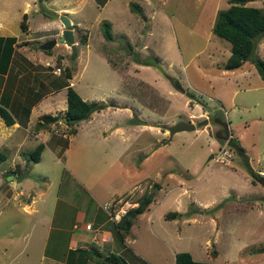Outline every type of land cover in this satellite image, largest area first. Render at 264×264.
<instances>
[{
  "label": "rangeland",
  "instance_id": "1",
  "mask_svg": "<svg viewBox=\"0 0 264 264\" xmlns=\"http://www.w3.org/2000/svg\"><path fill=\"white\" fill-rule=\"evenodd\" d=\"M4 1L9 4L7 8L12 15L11 22H15L18 27L22 18L19 10L22 7L18 6L17 0ZM48 1L53 0L38 1L34 12L32 10L35 7L31 5L29 8L31 31L27 33L26 40L51 33L55 24L47 21H60V14L54 12ZM247 3L264 6V0H249ZM132 4L139 9L131 7ZM228 5L229 0H81L78 8L76 5L73 7L76 9L75 16L79 25L71 27L75 30L74 41H77L75 55L70 45L64 42L56 43L51 50L40 48L47 55H57L55 58L50 57L51 63L46 62L44 66L39 63L40 69L48 70L59 66L61 71L58 75L53 72L49 74L63 80L64 68H70L74 74V88L81 96L91 99L88 102L97 99L108 103L113 99H121L120 95H123L133 99L135 106L138 100L154 105L167 121L174 114L170 120L177 116L175 123L184 121L189 111L193 113L191 117L194 121L190 122L195 124V128L176 131L170 137L168 128H161L166 129L167 133L154 131L160 129L164 123L167 125V121L155 125L151 121L139 119V113L135 111V118L140 120L135 122L139 125L136 127L139 131H145L141 133L134 129V138L140 143L136 147L143 148V151L134 152V164H138L148 154L140 173L149 177L151 183L154 182L152 179L160 178L159 171L162 167H166V175L178 170L183 171V175L192 173L190 179L174 173L187 186L179 190H169L171 185H162L154 202L150 201L149 210L137 221L133 233L140 240L144 239L145 253L144 256L141 253V257L135 255V258L143 264H171V258L172 263L174 261L173 250L175 254L189 251L193 258L207 260V255L217 249L220 263L225 258L236 257L235 250L239 244H250L244 248L242 254H247L249 249L264 248V211L260 209L261 212L243 213L242 209H234L249 206L264 209V182L256 181L253 184L244 168L230 171L228 165L231 162L235 167H239L237 164L241 166V156L235 160L233 157L231 160L222 161L212 158V153L215 154L218 146L223 143L220 144L215 137L217 131L222 129L224 141L229 133L242 145L254 171L264 170V82L251 60H246L243 65L233 70L222 68L230 54L231 43L212 32L217 10ZM15 18L16 21H13ZM106 20L111 23V39H106L103 35L102 24ZM84 34L87 38L85 42L81 39ZM263 37L261 45L264 44ZM29 44L36 48L33 42ZM259 47L257 44L254 54L264 58V46ZM182 89L189 92H183ZM40 91L44 89L40 88ZM107 96L113 99L106 102ZM189 101L197 102V107L191 109ZM202 110L208 114L204 116ZM50 111H53L52 106ZM103 111L104 109L92 111L88 117L93 116L94 121L98 122L96 125H100L104 123V118L109 120ZM212 117L221 119L224 124L215 123ZM82 120L79 122L86 124ZM56 125L59 132L64 130L62 132L65 133H60V136L54 133L52 139L58 154L62 155L68 138L73 134H68L69 126L65 122L60 121ZM93 137L95 140H91ZM91 138L79 153L84 166H74V160L78 159L77 147L81 145L79 137L71 139L74 143L72 156L55 163L46 151L39 163L30 162L28 170L31 173L28 176L34 179L31 180L35 186L34 192L44 190L46 184H49L50 196L55 193L61 196L55 205L52 199H46L44 207L38 206L39 216L43 211L54 210V215L47 217L51 240H56L57 237L60 241L62 234L65 235V243L59 242V248L49 246L47 250L58 249L60 253L66 252L67 246L62 244L67 243L76 210L83 207L85 197L81 200L84 194L82 187L70 174L74 173L79 178L78 175L84 177L92 173L97 169L94 159L91 158L92 154L95 153L98 159H102L106 155L102 154L105 153L102 149L108 151L106 146L111 144L100 138L102 144L98 146L97 152H93V143L98 145L97 134H91ZM153 147L156 149L150 155L146 150ZM86 154L89 158L83 160ZM101 166L102 163L99 162L98 168ZM117 167L121 168V162L107 168V178L117 172ZM134 170L136 169L133 172ZM133 172L132 175L135 174ZM128 175L129 181L131 173ZM173 182L174 179L170 184ZM107 184L109 183L106 181ZM154 185L149 189L150 195L155 191ZM224 195L227 198L222 199ZM135 196L132 198L135 199ZM207 201H210L207 205L209 207L203 208L202 204ZM62 205L67 206L64 208L65 212L62 211ZM174 210L180 216L177 215L175 219L165 216L168 211ZM15 216L23 217V214H14L12 219ZM47 218H42L43 223L37 221L39 235L48 224L45 222ZM5 224L6 222L1 223L0 229ZM115 236L117 238L118 234L115 233ZM30 242L32 244L33 239ZM12 245L13 243L8 247L11 254L4 256V262L2 259L0 264H23L15 261L12 253L17 251L11 249Z\"/></svg>",
  "mask_w": 264,
  "mask_h": 264
},
{
  "label": "crops",
  "instance_id": "2",
  "mask_svg": "<svg viewBox=\"0 0 264 264\" xmlns=\"http://www.w3.org/2000/svg\"><path fill=\"white\" fill-rule=\"evenodd\" d=\"M79 1L81 0H53L48 1V3H51L54 12H57L58 14H65L69 18L72 25L71 27L74 25L79 27L78 18L75 16L76 9H73L75 5L78 8ZM17 2L18 6L22 7L19 10L21 13H19L20 18H23V14L26 13L27 29L25 31H23L20 27V21L22 18L19 21V26L16 27L15 22H11L12 15L7 8L9 4H7L4 0H1L0 2V36H13L16 38L8 67L4 72H0V99H4L3 101L6 103L7 109L10 111L14 119L12 123L7 124L0 115V151L2 150L4 153L3 158L0 156V224L5 222L7 224H5L2 229H0V237L2 239L0 242V261L3 259L4 262V256L8 257L9 254H11V251H8V247L13 243L11 249L17 251V253H12L13 257L17 263L23 264H99L98 259H108V257L113 253L121 255L128 264H143L140 260L135 258V255L141 257L140 254L142 253L144 256L145 253V249L143 247L144 239L141 238L140 240V238H137L133 233L135 231V225L137 224V221L141 216L144 215L146 211L149 210L151 202L153 203L155 198L158 196L162 185H171L169 190H179L183 186H187V184L183 183L180 178H177V175H174V173L184 176L187 179H190V176H192V173H189L188 170L186 171L189 174L187 173L185 175L182 174L183 171L181 170H178L177 172L172 171L166 175L164 174L166 167H162L159 171L160 178L152 179L154 182L151 183V180H148L149 177H146V175H142L140 173V168L144 165L148 154L144 155L142 159L139 160L138 164H134V152L143 151L141 146L139 148L136 147L137 145H140V143L134 138V129L141 133L145 131L143 129L139 131L136 127L139 125H137L135 122H139L140 120L137 121L138 118H135V111L139 113V119L145 120L146 122L151 121L155 125L157 123H161L162 121H167V119L166 117L163 119L164 114L160 115L159 109L154 105L147 104L146 102H141L140 100L136 99V101L138 100V103L135 106L134 100L126 96L120 95L122 100H114L113 97H110L114 101L109 99L107 96L108 99L105 101L107 102L111 100L110 103L112 104H109L102 109H104L103 112L105 115H107L109 120L106 121L104 118L102 120L104 123L96 125L98 122H95L94 117L90 116L87 117L86 120L84 119L81 121H86V124L82 125L83 123H77V125H75L77 129L75 134L68 138V143L65 146L62 155L58 154V150H56L57 147H55L54 143L52 142L54 133L59 136L60 133H62L61 135L64 133L62 132L64 130L59 132L58 129L55 128L58 122L52 123L50 126L40 128L38 130H35L34 126L39 120V117L43 114H59L61 117L65 114L67 106L66 87L64 86L59 88L53 85V80H58V78H54V75L49 74L50 72H53L52 68H48V70L45 68L40 69L41 65H46V62H52L50 61V57L55 58L57 55H47L43 53L40 48L30 47L29 43L33 42V44H38L48 38L57 37V35L59 36L63 28V24L61 20L57 22L54 19L47 21V23L55 24V29H53L51 33L33 36L31 39L26 40L25 38L28 36L27 33L31 31L30 23L28 21V11L31 5L35 7L32 12L37 9L36 4L38 0H17ZM104 5L105 3L103 6ZM67 11L69 13H67ZM19 15H17V18ZM13 21H16V18ZM72 30L73 37L75 39V30L73 28ZM26 41L28 43L20 45L22 42ZM261 41L262 40L260 38L257 43L258 46H260L259 48L264 46V44L261 45ZM75 44L77 45L76 40ZM87 45L88 43H86V46ZM24 51H26V53H24ZM39 63L41 65H38ZM55 74L58 75L57 73ZM73 75L74 74H72V77L69 78L68 81L74 87L72 80ZM40 88H43L44 91L41 92ZM181 91L189 92L185 89H182ZM37 92L41 93L40 99L35 98ZM83 99L87 101L91 100L89 98L87 99L86 97H83ZM94 101H97V99ZM98 102L104 101L99 100ZM192 102L193 101H189L188 103L191 104V109L195 108L197 104V102ZM51 106L53 111H50ZM164 109H166V106ZM189 112L190 113H186L187 117L184 118V121L193 122L194 119L191 117L193 116V113H191V111ZM202 114L205 116L208 114V112L202 110ZM154 116L159 117L155 118ZM171 116H174V114ZM170 117L168 118L169 121H167L168 126L164 123L165 125L162 124L160 129L158 128L157 131H154L156 133H162V131L163 133H167L166 129L162 130L161 128H168L169 126L175 124L174 121L177 116L171 120ZM105 132L106 134H104ZM174 133L175 132H173V134ZM91 134H97L98 142L97 146L95 143H93V149H91L93 152H97L98 146L102 144L100 138L106 142H110L111 144L109 147L106 146L108 151H106L104 148L102 149V151H105V153L102 154H106L101 157L102 159H98L95 153L92 154L91 158L94 159V166L97 167V169L92 171V173L84 177L78 175L80 179L75 176L74 173L70 174V177L77 181L82 187V194H84L81 197V200L83 197H85L83 199V207L76 210L74 222L70 229L67 243L62 244V246H67L65 250L66 252L60 253L58 249L47 250V247L49 246L52 248H59L60 245L57 244H59V242L65 243L63 242L65 235L62 232L63 234L60 241L57 239V237L55 238L56 240H51L49 236L50 224L47 217L50 218L53 216L54 210L52 209L49 211H43L39 216L38 206L44 207L43 204L45 203L46 199H52L53 205H55L61 196H59L58 193L50 196L49 184H46L44 190H36V192H34L33 187L35 186H33L31 182V180L34 179L33 177L28 176L29 173H31L28 170V168H30V162L24 154L28 152V150H32L39 142H43L44 148L40 153L39 161L36 163H39L43 159L46 151L50 153L51 158L53 157L54 162L58 163L60 160L72 156L74 143H72L71 139H78L79 137V143L81 145L77 147L78 159H75V163H73L75 164L74 166L81 167L84 165H82V158L79 153L82 152L83 148L87 145V141L91 138ZM173 134H171L170 137ZM215 137L218 140L217 134ZM91 140H95L94 137L91 138ZM154 140L156 141V139ZM221 143L222 142H220V144ZM238 144L242 147L239 142ZM142 146H144V143ZM156 147H153L150 150L147 149L146 151H148L151 155L154 153ZM242 149L244 151L243 147ZM87 158H89V156L86 154L83 160H86ZM236 158L237 157L234 156L233 159L235 160ZM99 162L102 163L101 168H98ZM118 162H121V168L117 167V172L110 178H107L106 173L109 170L107 168L115 166ZM231 163L228 165L230 171H238L240 168L243 169V167H241L239 164H237L239 167H235V165ZM134 168L136 170L133 172ZM24 171H26L25 177L18 179L17 177L20 176ZM256 171L264 176V170L256 169ZM132 172L135 173L133 175L136 176L133 177ZM130 173L131 175L128 181L127 177ZM173 179L175 182L170 184ZM43 180L46 182L49 181L47 179ZM106 181L110 185H106ZM152 185H154L155 190L152 193L153 199H151V202L144 210L137 214L136 218L134 217L129 230L127 232L125 231L124 236H122L117 228V220L114 219V221L111 217H109L103 205L107 202L110 203L111 207L113 208V213L114 210L122 205L123 207L127 205L128 208L135 207L137 206V200H139V198L142 197L147 191L149 192V189L152 187ZM133 195H136L135 199L132 198ZM229 197L230 196H228V198ZM225 198H227V195H224L222 199ZM65 203L69 204L68 202ZM209 204L210 201H207L206 203L202 204V207H209L207 206ZM219 204L223 205L221 203ZM62 206V211L65 212L64 208L67 206ZM42 209L45 210V208ZM234 209H242L244 210L243 213H246L247 211L250 213L261 212L260 209L264 211V209L261 207L254 208L252 206L243 208L236 207ZM14 214H23V217L15 216V218L12 219ZM148 217L150 218V216ZM42 218H47L45 222L48 224H46L47 226L43 228L41 234L39 235L36 226L37 221L43 223ZM175 218L176 216L172 217V219ZM215 222L218 228V220L216 219ZM86 224H90V228H86ZM32 232H34V234H31ZM115 233L118 234L117 238ZM31 239H33L32 244L30 242ZM239 245L235 250L237 255L236 257L225 258L219 263V251L217 249H213L215 254L213 255L210 253V255H207L206 261H213L215 264H264L263 247L249 249L247 254H242L244 248L249 247L250 244L246 242L242 243L240 246ZM78 248H84L93 251L94 255H97L96 260L84 253H80L78 251L72 252V250H77ZM95 252H97V254ZM172 253V256L175 260V250H173ZM173 263L171 258V264Z\"/></svg>",
  "mask_w": 264,
  "mask_h": 264
},
{
  "label": "trees",
  "instance_id": "3",
  "mask_svg": "<svg viewBox=\"0 0 264 264\" xmlns=\"http://www.w3.org/2000/svg\"><path fill=\"white\" fill-rule=\"evenodd\" d=\"M41 2V0H38ZM249 0H229V5L226 8L217 10L215 20L212 25V32L219 37L230 41L231 51L228 55L225 63L222 65L224 69H235L240 67L246 60H251L261 79L264 82V58L255 55L254 51L259 39L264 36V6H256L248 4ZM133 8L139 9L138 6L132 4ZM44 9V8H43ZM46 9V8H45ZM103 35L106 39L112 38L110 30L111 23L109 21L103 22ZM20 27L23 31L27 29L26 13L23 14V18L20 21ZM85 36V37H84ZM82 41L85 42L86 35L82 36ZM16 38L13 36H0V72H4L10 62L14 43ZM28 43L22 42V44ZM39 44H36V48H39ZM35 48V47H34ZM51 50V49H49ZM63 80H53L55 87H66V110L65 114L61 117L59 114H43L39 117L36 122L34 129L45 128L50 126L52 123L64 121L69 128L67 129L68 134H74L76 132L75 125L82 119L87 118L92 111L100 110L103 107L112 104L105 102L92 101L88 102L77 92V90L69 83L68 79L72 77L70 68H64ZM41 93H36V99H40ZM4 100V99H3ZM0 99V115L2 116L5 123L10 124L13 122V116L6 107V103ZM2 103V104H1ZM61 117V118H60ZM211 118V117H210ZM215 123L221 124L222 120L219 118H213ZM139 121V120H137ZM224 124V123H222ZM163 127V126H162ZM164 128V127H163ZM220 131V132H219ZM225 132V130H224ZM64 135V133H63ZM229 133L227 134V136ZM226 136V137H227ZM217 138L220 142H223L225 137L222 129L217 131ZM229 146L234 151V156H241V166L250 175L251 181L264 182V176L259 172L254 171L248 162L247 155L243 152L242 147L238 144L236 138L231 136L229 138ZM44 148V143L39 142L32 150L25 154V157L29 162L39 161L40 153ZM4 153L0 151V156L3 158ZM152 195L147 191L142 197L137 200V206L128 208L126 213L117 221V228L119 232L124 236V232L128 231L132 224V217L144 210L148 203L151 201ZM177 211H168L166 217L172 218L177 216ZM78 251L84 253L89 257H95L93 251L78 248L72 252ZM97 254V252H95ZM214 255L215 251H211ZM108 259L116 261L120 264H128L126 260L118 254H111ZM99 264H108L104 259H98ZM174 264H215L213 261L196 260L192 257L189 251H179L175 254Z\"/></svg>",
  "mask_w": 264,
  "mask_h": 264
},
{
  "label": "water",
  "instance_id": "4",
  "mask_svg": "<svg viewBox=\"0 0 264 264\" xmlns=\"http://www.w3.org/2000/svg\"><path fill=\"white\" fill-rule=\"evenodd\" d=\"M60 20L63 24V28L61 30V33L57 37H52L44 40L39 44V48L42 50H49L51 49L56 43L58 42H64L68 45H70V49L73 51V55L76 53V44L73 37V30L71 29V22L69 18L65 14H60ZM195 127L194 123L186 122V121H178L175 124L168 127L169 135L173 134V132L179 131V130H188L193 129ZM26 171H24L23 174L18 176V179H21L25 177ZM13 177V175H12ZM105 261L108 264H120L116 261L105 259Z\"/></svg>",
  "mask_w": 264,
  "mask_h": 264
},
{
  "label": "built area",
  "instance_id": "5",
  "mask_svg": "<svg viewBox=\"0 0 264 264\" xmlns=\"http://www.w3.org/2000/svg\"><path fill=\"white\" fill-rule=\"evenodd\" d=\"M52 71L54 73L59 74L61 71V68L59 66L57 67H53ZM65 135V133H64ZM230 134L229 136L226 138L225 141H223V143L219 146L217 152L215 154H213V159L214 160H231L234 157V151L232 148H230L229 146V138H230ZM104 209L108 212V214L110 215L111 218L115 219V220H119L127 211V208L122 206H119L116 210H114L113 213V208L111 207L110 203H105L103 205ZM86 228H90V224H86Z\"/></svg>",
  "mask_w": 264,
  "mask_h": 264
},
{
  "label": "bare ground",
  "instance_id": "6",
  "mask_svg": "<svg viewBox=\"0 0 264 264\" xmlns=\"http://www.w3.org/2000/svg\"><path fill=\"white\" fill-rule=\"evenodd\" d=\"M127 208V207H126Z\"/></svg>",
  "mask_w": 264,
  "mask_h": 264
},
{
  "label": "clouds",
  "instance_id": "7",
  "mask_svg": "<svg viewBox=\"0 0 264 264\" xmlns=\"http://www.w3.org/2000/svg\"><path fill=\"white\" fill-rule=\"evenodd\" d=\"M128 209V208H127Z\"/></svg>",
  "mask_w": 264,
  "mask_h": 264
}]
</instances>
